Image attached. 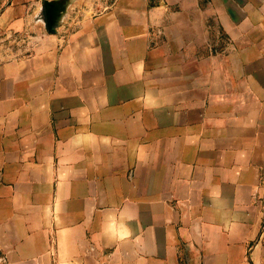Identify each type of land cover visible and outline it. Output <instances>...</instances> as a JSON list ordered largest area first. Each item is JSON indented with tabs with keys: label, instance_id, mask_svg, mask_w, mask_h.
I'll return each instance as SVG.
<instances>
[{
	"label": "crops",
	"instance_id": "obj_1",
	"mask_svg": "<svg viewBox=\"0 0 264 264\" xmlns=\"http://www.w3.org/2000/svg\"><path fill=\"white\" fill-rule=\"evenodd\" d=\"M40 11L0 0V33ZM57 26L0 56V264H264V0H71Z\"/></svg>",
	"mask_w": 264,
	"mask_h": 264
},
{
	"label": "rangeland",
	"instance_id": "obj_2",
	"mask_svg": "<svg viewBox=\"0 0 264 264\" xmlns=\"http://www.w3.org/2000/svg\"><path fill=\"white\" fill-rule=\"evenodd\" d=\"M45 1L46 0H39L41 11L39 17L36 16L35 19V25L37 27H32L27 32L24 28L11 27V29H7L0 33V56H33L40 47L39 42L46 39V35L49 36L57 33V23L54 25V30L50 29L48 25ZM49 1H58L61 4L62 9L60 10L59 18L57 19L60 23L62 14L66 12L71 0ZM97 13V11H92V16ZM38 26H41L43 30L38 29ZM42 34H44L45 37H43ZM47 40H45L44 43H46ZM44 47H46V45Z\"/></svg>",
	"mask_w": 264,
	"mask_h": 264
},
{
	"label": "water",
	"instance_id": "obj_3",
	"mask_svg": "<svg viewBox=\"0 0 264 264\" xmlns=\"http://www.w3.org/2000/svg\"><path fill=\"white\" fill-rule=\"evenodd\" d=\"M47 20L50 29L54 30V25L57 23V19L60 15V10L62 9L61 4L58 1H45Z\"/></svg>",
	"mask_w": 264,
	"mask_h": 264
},
{
	"label": "clouds",
	"instance_id": "obj_4",
	"mask_svg": "<svg viewBox=\"0 0 264 264\" xmlns=\"http://www.w3.org/2000/svg\"><path fill=\"white\" fill-rule=\"evenodd\" d=\"M117 224H118V226H121L122 225V227L120 229L121 231L127 230V224L123 220V218H121L120 220H118L117 221ZM104 231H105V234L106 235H109V236H114L115 235V233L112 231V229H111V227L109 225H106L105 226Z\"/></svg>",
	"mask_w": 264,
	"mask_h": 264
}]
</instances>
